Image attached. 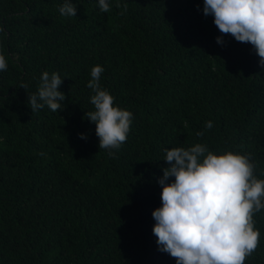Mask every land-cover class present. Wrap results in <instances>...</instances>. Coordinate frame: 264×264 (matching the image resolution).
Returning a JSON list of instances; mask_svg holds the SVG:
<instances>
[{
	"label": "trees",
	"instance_id": "trees-1",
	"mask_svg": "<svg viewBox=\"0 0 264 264\" xmlns=\"http://www.w3.org/2000/svg\"><path fill=\"white\" fill-rule=\"evenodd\" d=\"M62 2L0 0V264H176L152 230L166 149L247 154L264 179V66L203 0H112L107 12L73 0L71 17ZM96 64L133 113L118 149H99L85 116ZM44 71L63 78L65 106L32 112ZM253 223L260 239L244 264H264V209Z\"/></svg>",
	"mask_w": 264,
	"mask_h": 264
},
{
	"label": "clouds",
	"instance_id": "clouds-1",
	"mask_svg": "<svg viewBox=\"0 0 264 264\" xmlns=\"http://www.w3.org/2000/svg\"><path fill=\"white\" fill-rule=\"evenodd\" d=\"M111 2L97 0L103 12L109 11ZM115 2L120 5V0ZM59 11L63 16H76V4L63 0ZM203 13L213 16L221 33L250 42L264 66V0H203ZM216 39L223 43L222 35ZM7 68V59L0 53V71ZM103 71L100 64L91 68L87 86L93 92L94 110L85 116L96 124L99 149H118L127 139L133 113L114 104L113 95L101 86ZM62 80L57 72L41 74L38 91L28 103L32 112L45 105L52 111L63 109ZM205 126L210 129L213 122L208 120ZM78 135L86 138L84 132ZM164 158L170 165L158 178L161 204L152 211L159 250L175 257L176 264H244L260 239L253 213L264 209V179L253 174L255 165L249 155L231 150L216 153L195 143L166 149Z\"/></svg>",
	"mask_w": 264,
	"mask_h": 264
}]
</instances>
